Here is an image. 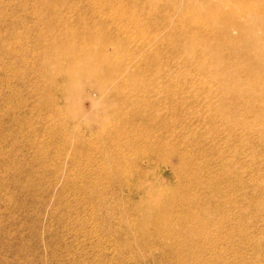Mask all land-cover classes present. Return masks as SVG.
I'll list each match as a JSON object with an SVG mask.
<instances>
[{"label":"rangeland","instance_id":"1","mask_svg":"<svg viewBox=\"0 0 264 264\" xmlns=\"http://www.w3.org/2000/svg\"><path fill=\"white\" fill-rule=\"evenodd\" d=\"M173 1L0 0V264H264V70Z\"/></svg>","mask_w":264,"mask_h":264},{"label":"bare ground","instance_id":"2","mask_svg":"<svg viewBox=\"0 0 264 264\" xmlns=\"http://www.w3.org/2000/svg\"><path fill=\"white\" fill-rule=\"evenodd\" d=\"M147 1L161 0H144V3ZM111 2V8L120 5ZM169 7L173 14H165L162 22L165 32L181 27L176 40L170 43L191 45L201 41L203 36L199 34L205 33L209 40L206 42L216 48L241 44L257 51L258 65L264 70V0H174ZM124 21L135 26L140 23L135 14ZM169 40L163 41L169 43ZM208 212L213 214L215 209ZM158 229L161 240H166L163 226Z\"/></svg>","mask_w":264,"mask_h":264}]
</instances>
